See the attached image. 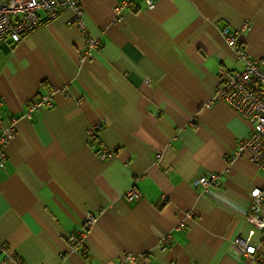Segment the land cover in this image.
I'll use <instances>...</instances> for the list:
<instances>
[{"label": "crops", "instance_id": "1", "mask_svg": "<svg viewBox=\"0 0 264 264\" xmlns=\"http://www.w3.org/2000/svg\"><path fill=\"white\" fill-rule=\"evenodd\" d=\"M119 1L80 0L82 30L70 9L50 20L39 10L37 29L0 43V118H16L0 167V264H119L127 253L126 264H264V245L251 258L237 243L264 170L246 152L226 160L252 125L211 101L221 71L242 67L221 28L248 22L239 43L260 57L264 0H132L117 19ZM87 36L101 45L82 57ZM46 94L51 105L23 115ZM209 172L218 185L193 183ZM131 186L139 196L127 200Z\"/></svg>", "mask_w": 264, "mask_h": 264}, {"label": "built area", "instance_id": "2", "mask_svg": "<svg viewBox=\"0 0 264 264\" xmlns=\"http://www.w3.org/2000/svg\"><path fill=\"white\" fill-rule=\"evenodd\" d=\"M131 1L120 0L116 3L113 11L117 19L120 18L125 8L131 7ZM145 2L148 8L154 5V0H145ZM63 9H70L72 12L67 23L76 25L81 30L84 29L80 0H0V43L9 38L15 44L37 29L41 23L39 10H43L45 18L50 20L57 17ZM248 28V22H243L239 28L234 30L226 26L221 28V35L227 44L235 49L237 58L242 62V67L230 73L221 71V79L211 101L225 103L252 125L251 132L240 140L238 149L227 156V162L230 164L246 152L249 161L257 168L264 170V53L258 58H252L242 48L239 43V34ZM85 42L86 47L82 57L91 56L92 50L101 45L100 39L96 36H87ZM49 105H51L49 95L34 97L28 103L23 115L30 117L33 111ZM1 106L0 100V110ZM15 122L16 118L11 117L8 124L4 126L0 118V167L5 157L4 147L12 136ZM89 132L91 138H94L92 130ZM110 155L111 151L104 147L98 154L100 159ZM193 183L206 189L220 183V174L217 172L200 174L193 179ZM138 196L139 192L134 186L129 187L124 193V198L127 200L136 199ZM249 198L250 208L245 216L248 228L245 235L237 236V243L242 254L254 258L258 247L264 245V189L251 188ZM84 222L85 226H91L94 223V217L90 212L85 213ZM178 225L180 227L182 223ZM81 233L82 231L73 235L70 240L74 248ZM1 253H4L3 258L7 257L4 246H0ZM133 258L131 253H127L119 264H126L129 259ZM15 263L21 264L19 261Z\"/></svg>", "mask_w": 264, "mask_h": 264}]
</instances>
